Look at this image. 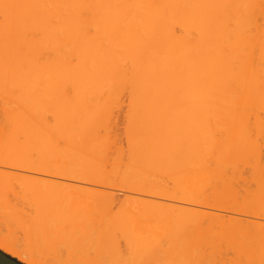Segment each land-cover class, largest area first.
<instances>
[{
	"label": "bare ground",
	"instance_id": "6f19581e",
	"mask_svg": "<svg viewBox=\"0 0 264 264\" xmlns=\"http://www.w3.org/2000/svg\"><path fill=\"white\" fill-rule=\"evenodd\" d=\"M0 83L12 84L4 88L12 98L35 96L36 84L63 83L76 96H109L121 103L127 98L130 106H133L130 101H135L137 112L145 116L178 112L221 117L216 123L218 128L237 124L243 118L241 125L261 126L264 125V0H0ZM20 110L35 113V106H21ZM152 132L143 135L160 138ZM81 134H76L80 138L76 141L75 136L73 145L80 143L91 148L90 139L95 140L94 136L92 139L87 132ZM231 145L220 139H213L209 145L214 159L207 164L209 174L216 176L210 184L214 193L232 189V178L227 170L223 171L231 157L220 156L217 151ZM31 153V148L23 146L16 154L18 157H0V187H10L14 195L13 200L0 202V212L13 216L35 235L57 246L65 245L75 258L78 254L91 259L104 246L105 238L111 242L118 234L128 237L155 227L153 220L141 219L134 207L133 212L126 208L120 215L103 214L99 219L94 215L91 218L89 213L85 215L87 208L92 207V203L87 204L91 201L98 208L111 209L117 196L108 189L116 186L101 183L103 176L100 178L98 172L74 176L37 167L35 160L28 164ZM174 157L173 153L150 154L145 161L168 162ZM260 162L257 159V164ZM49 183L61 188L55 198L62 197L61 204L70 196L77 205L50 206L41 192L43 185ZM70 194H87L92 198L84 202L85 199ZM149 196L161 198L162 194ZM54 197H48L49 201L55 200ZM131 199L134 205L145 202L138 196ZM165 199L169 202L166 207L173 209L171 202L177 200ZM27 200H32L28 207L19 206ZM191 205L196 208L183 210L182 216L193 222L198 231L235 226L251 240L264 242V206L229 211L208 200L192 201ZM83 220L89 221L85 224ZM115 221L124 227L111 229ZM95 222L101 228V233H97L103 237L102 242L99 235L91 238L96 232L87 240V235L82 236L89 235L84 230L85 227L89 230L87 224L95 228ZM29 248L19 249L0 235V249L5 253L19 255L28 264H52L48 257ZM128 248L126 254L130 252L135 257L133 253L137 250L131 248L132 253ZM121 258V263L128 260Z\"/></svg>",
	"mask_w": 264,
	"mask_h": 264
},
{
	"label": "rangeland",
	"instance_id": "374dc122",
	"mask_svg": "<svg viewBox=\"0 0 264 264\" xmlns=\"http://www.w3.org/2000/svg\"><path fill=\"white\" fill-rule=\"evenodd\" d=\"M50 84L53 83L36 84L35 96L24 95L12 98L4 91L6 85L12 86V84L0 83V157L2 159L11 155L18 157L19 155L16 154L25 146L32 149L31 158L27 160L28 164L35 160L37 167L47 171L70 172L74 176L98 172L100 178L103 176L99 180L101 183L116 186L114 189L109 187L108 191H112L117 198L108 210L98 208L99 206L93 201L88 202L87 204L90 205L92 203V207H88L87 210L85 208L87 211L85 215L90 214L91 218V215H94L95 219H99L103 214L117 216L124 209L134 207V210L141 214V219L153 220L155 227L153 230L148 228L141 232L137 231L136 234L127 233L128 237L118 234V242L117 238L108 242L109 238H105L104 241L100 236L101 228L98 227V223H94L95 228L92 226L89 228L87 224L89 230L85 229V224L90 220L87 217L89 220L86 222L83 220L84 230L89 231V235L93 232L96 234L91 237L88 233H84L85 236H82L87 235L85 238L87 240L89 237L93 239L95 235V238L99 235L100 242L104 241V246L97 249L100 252L96 250L94 253L103 255L104 258L91 254V259L87 256L78 257V254H75L77 255L75 258L74 253L64 247L65 245L57 246L59 244L52 242L51 245L49 241L27 230L13 219V216L10 218L11 215L4 214L5 211L2 210L1 236L13 241L19 249L23 246L31 247L29 249H34L33 251L42 254L45 258L48 257L47 260L52 264H104L107 260L109 263L107 261L105 264L111 262L122 264L125 261L121 263V257H128L126 264L128 262L129 264H264V242L251 240L241 234L235 226H218L209 232L198 231L193 222L182 216L183 210L196 208L191 205L192 201L208 200L209 203L226 207L229 211L256 210L264 206L262 204L264 202V125H241L240 121L243 118L237 120V124L218 128L216 123L221 117L186 115L178 112L166 116L157 113L145 116L137 112L136 106L134 107L136 102L130 101L133 105L130 106L127 98L123 99V103L126 101L123 104L109 96L104 98L76 96L68 91V85L64 87L66 84ZM21 106H35V113L21 111ZM148 131L158 133L160 138L147 137L148 134L144 136L143 133ZM81 132L89 133L90 137L94 136L95 140L90 139L93 143H90L91 148L84 147L79 142H77L79 145H73L75 141L72 140ZM78 138L76 136L77 140H74L78 141ZM213 139L225 140L232 145L236 143L235 146L220 147L217 150L220 156L231 157L229 164H226L223 170L224 172L227 170V174L232 178V189L227 192L214 193L210 185L213 177H216L209 174L207 164L209 159H214L211 157L213 151L209 149ZM165 153H173L175 157L168 162L146 163L145 161L150 154ZM259 158L261 162L257 164ZM56 187L57 185L49 183L41 188L50 206L57 207L58 203L61 206L65 203L66 206L77 205L70 196L65 198L62 205L59 201L62 197L55 199L61 189ZM49 193L52 196L51 194L48 196ZM148 194H162L163 198H153ZM53 195L57 204H53L55 200L50 202L48 199V197L52 199ZM70 195H74L73 198L77 199L83 198L84 202L92 198L87 194ZM133 196L144 198L145 202L140 205L131 204ZM12 197L14 198V195L10 187H0V202L13 200ZM165 197L177 200L171 202V205L174 204L173 209L166 207L169 202ZM30 201L32 200H27L28 204L21 202L19 206L28 207L32 203ZM199 209L207 211L203 207ZM81 216L86 219L84 215ZM117 221L110 225L111 229L124 227L120 221ZM91 229L96 231L90 232ZM128 246H131L133 251L136 249L137 252L133 253ZM127 248L138 257H132L130 252L126 254ZM104 250L106 251L102 253ZM8 255L22 264H28L19 255ZM97 258L107 259L99 261L100 259Z\"/></svg>",
	"mask_w": 264,
	"mask_h": 264
},
{
	"label": "water",
	"instance_id": "95a60500",
	"mask_svg": "<svg viewBox=\"0 0 264 264\" xmlns=\"http://www.w3.org/2000/svg\"><path fill=\"white\" fill-rule=\"evenodd\" d=\"M0 264H22L0 250Z\"/></svg>",
	"mask_w": 264,
	"mask_h": 264
},
{
	"label": "trees",
	"instance_id": "16d2710c",
	"mask_svg": "<svg viewBox=\"0 0 264 264\" xmlns=\"http://www.w3.org/2000/svg\"><path fill=\"white\" fill-rule=\"evenodd\" d=\"M16 260V259H15ZM16 261H18V260H16Z\"/></svg>",
	"mask_w": 264,
	"mask_h": 264
}]
</instances>
